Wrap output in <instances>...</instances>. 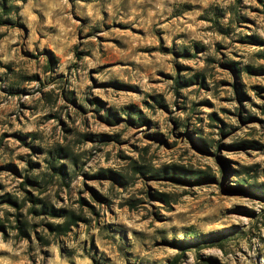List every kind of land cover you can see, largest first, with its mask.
Returning <instances> with one entry per match:
<instances>
[{
	"label": "rangeland",
	"instance_id": "obj_1",
	"mask_svg": "<svg viewBox=\"0 0 264 264\" xmlns=\"http://www.w3.org/2000/svg\"><path fill=\"white\" fill-rule=\"evenodd\" d=\"M0 264H264V0H0Z\"/></svg>",
	"mask_w": 264,
	"mask_h": 264
},
{
	"label": "trees",
	"instance_id": "obj_2",
	"mask_svg": "<svg viewBox=\"0 0 264 264\" xmlns=\"http://www.w3.org/2000/svg\"><path fill=\"white\" fill-rule=\"evenodd\" d=\"M246 69H248V70H251V68L250 67H246ZM176 83H178V81L176 80ZM185 83H188V81L186 80L185 81ZM244 144H254V142H243Z\"/></svg>",
	"mask_w": 264,
	"mask_h": 264
}]
</instances>
